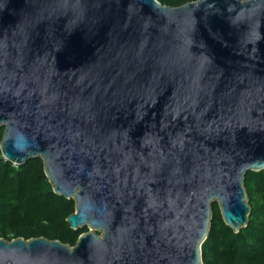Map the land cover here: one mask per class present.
Returning <instances> with one entry per match:
<instances>
[{
	"label": "water",
	"instance_id": "1",
	"mask_svg": "<svg viewBox=\"0 0 264 264\" xmlns=\"http://www.w3.org/2000/svg\"><path fill=\"white\" fill-rule=\"evenodd\" d=\"M0 143L41 157L74 246L0 238V264H204L264 169V0H0Z\"/></svg>",
	"mask_w": 264,
	"mask_h": 264
},
{
	"label": "trees",
	"instance_id": "2",
	"mask_svg": "<svg viewBox=\"0 0 264 264\" xmlns=\"http://www.w3.org/2000/svg\"><path fill=\"white\" fill-rule=\"evenodd\" d=\"M180 6L195 0H159ZM4 127H0V143ZM244 184L251 213L239 232L226 224L218 202L212 204L209 234L202 244L204 264H264V169L248 171ZM75 200L54 192L41 157L22 165L1 155L0 149V238L12 240L46 237L74 246L87 226L74 230L67 217L75 212Z\"/></svg>",
	"mask_w": 264,
	"mask_h": 264
},
{
	"label": "built area",
	"instance_id": "3",
	"mask_svg": "<svg viewBox=\"0 0 264 264\" xmlns=\"http://www.w3.org/2000/svg\"><path fill=\"white\" fill-rule=\"evenodd\" d=\"M1 155L3 156V154L1 153ZM4 159H6L5 157H4Z\"/></svg>",
	"mask_w": 264,
	"mask_h": 264
}]
</instances>
